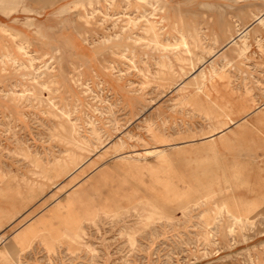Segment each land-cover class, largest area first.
Wrapping results in <instances>:
<instances>
[{
  "label": "rangeland",
  "instance_id": "rangeland-1",
  "mask_svg": "<svg viewBox=\"0 0 264 264\" xmlns=\"http://www.w3.org/2000/svg\"><path fill=\"white\" fill-rule=\"evenodd\" d=\"M261 14L0 0V264H264Z\"/></svg>",
  "mask_w": 264,
  "mask_h": 264
},
{
  "label": "bare ground",
  "instance_id": "bare-ground-1",
  "mask_svg": "<svg viewBox=\"0 0 264 264\" xmlns=\"http://www.w3.org/2000/svg\"><path fill=\"white\" fill-rule=\"evenodd\" d=\"M263 18H264V14H261L259 17H257V18H255V23H262V20H263ZM248 29H249V26L248 27H246L245 29H243L242 31H239L238 33H237V35H236V37L237 38H241V35H244L245 33H247V31H248ZM235 41V38H232L231 40H230V42L229 43H231V42H234ZM24 48V47H23ZM20 49V48H19ZM148 152V151H147ZM160 153V152H159ZM152 155V154H151ZM140 156V155H139Z\"/></svg>",
  "mask_w": 264,
  "mask_h": 264
},
{
  "label": "crops",
  "instance_id": "crops-1",
  "mask_svg": "<svg viewBox=\"0 0 264 264\" xmlns=\"http://www.w3.org/2000/svg\"><path fill=\"white\" fill-rule=\"evenodd\" d=\"M4 25H6V24H4V23H0V26H4Z\"/></svg>",
  "mask_w": 264,
  "mask_h": 264
}]
</instances>
